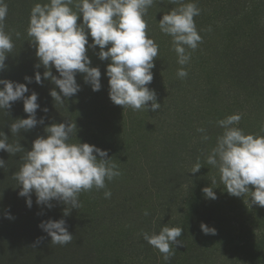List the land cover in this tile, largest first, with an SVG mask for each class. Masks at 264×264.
Instances as JSON below:
<instances>
[{"label": "trees", "instance_id": "16d2710c", "mask_svg": "<svg viewBox=\"0 0 264 264\" xmlns=\"http://www.w3.org/2000/svg\"><path fill=\"white\" fill-rule=\"evenodd\" d=\"M48 2H6L14 13L12 17L7 14L4 30L10 33L14 48L7 55L0 79L26 84L29 89L26 96L37 93L40 108L36 116L38 120L43 117L44 123L11 135L10 124L28 115L24 112L23 100H18L10 109H5L7 113L0 110V131L9 137V143L19 142L28 151L36 138L46 137L47 126L79 122L72 120V116H79L76 112L80 101L78 105L55 104L49 94L53 83L43 78V66L35 67L39 63L36 46L27 36L30 11L36 3ZM198 3L200 16H195L194 22L202 37L199 45L209 55L202 58L221 77L215 91L229 99L234 108L232 114H241L236 127L245 134L264 135L260 131L264 126V0H198ZM16 6L20 7L17 11ZM37 71L42 78L39 84L34 79ZM51 71L57 76L54 67ZM190 72L192 84L196 85L186 93L191 109L177 106L180 99L174 97L161 102L158 109L167 116L165 123L170 122L166 130L153 135L160 142V149L155 152V160L160 156L159 164L146 168L141 163L140 168H131L123 182L109 185V190L105 187L81 192L80 207L72 209L68 216L63 214L67 206L62 202L53 200L52 208L38 205L35 193L31 194V208L25 206L27 198L18 194L22 186L13 179L23 163V152L12 156L7 167L0 168V264H251L246 251L251 243L260 253L259 258L264 256V236L250 232L247 227L256 216L264 220V207L250 204L225 211L222 205L231 195L221 184L218 170L206 160L223 130L218 124L211 125L199 117L195 110L199 99L203 98L204 104L211 103L215 94L201 79L197 64ZM26 76L32 78L31 83L25 80ZM44 108L48 109L46 113ZM76 127L81 130L79 125ZM91 128L83 126L79 132L82 134ZM200 128L205 132H199ZM80 134H73L69 142L78 143V139L86 136L83 133L80 137ZM205 135L207 140L202 139ZM197 162L202 167L192 173ZM206 167L212 169L206 171ZM213 179L215 185H211ZM211 186L215 187L217 198L214 200L205 198L202 192ZM249 188L255 190L252 185ZM105 191L111 192L110 198H105ZM49 219L66 221L73 235L71 243L51 244V237L39 227ZM201 223L215 228L216 234L203 233ZM164 226L183 229L178 238L182 245H172L173 254L168 261L142 235L158 234ZM242 238L241 245L235 244Z\"/></svg>", "mask_w": 264, "mask_h": 264}, {"label": "clouds", "instance_id": "9594fccd", "mask_svg": "<svg viewBox=\"0 0 264 264\" xmlns=\"http://www.w3.org/2000/svg\"><path fill=\"white\" fill-rule=\"evenodd\" d=\"M155 0H76L75 10L71 7L74 0H49L48 3H36L29 17L27 36L36 46V56L45 69L44 79H50L56 86L50 91L55 104L63 105L66 98L80 91L76 74L84 75L85 83L93 91H99L101 71L91 67L87 55L88 48L99 46L98 57L108 60L106 68L109 78V98L115 104L130 108L133 111L149 109L153 112L161 105L157 102L156 93L149 89L153 80L152 69L154 59L158 57V45L147 35V23L144 19L148 9ZM178 5L164 13L158 21L160 31L171 37L177 62L183 66L191 58L186 49L195 50L202 42L194 17L200 14L195 3H184L183 0H169ZM8 14V6L0 0V71L5 70V60L14 48L12 37L4 30V21ZM82 17V23L77 21ZM86 29L88 31H86ZM19 38L20 33H16ZM89 36L92 42L89 43ZM87 45V48H86ZM110 45V47H109ZM107 48V50H105ZM52 67L59 77L52 74ZM180 78L187 77V71L181 67L177 71ZM36 83H42L39 71L34 76ZM28 83L31 77H25ZM0 110L10 109L12 103L23 100L24 112L27 118L16 119L10 124L11 135L27 132L37 124H43L44 118L37 119L40 108L38 95L29 92L24 83L0 79ZM59 89V92L56 91ZM65 99H62V96ZM149 102L151 104L149 105ZM43 111L46 113L47 108ZM7 113V112H5ZM241 114H232L217 121L222 134L216 138L215 147L207 156V164L215 167L220 174V182L227 192L236 197L248 194L250 204L264 207V135L245 134L236 127L241 120ZM75 123H53L45 128L46 137L41 136L32 142L30 151L19 142L9 143V137L0 131V151H6L12 156L23 152V160L13 179L22 188L18 193L26 197V204L32 206L31 194L35 193L38 205L52 208L53 200L62 202L64 216L72 209H78L79 194L93 188L99 190L106 187L105 181H111L120 175L117 165L111 162L108 152L88 143H70L76 134ZM205 132V129H198ZM260 131L264 133V126ZM202 139L207 140L205 135ZM95 153V154H94ZM99 157V159L97 158ZM197 162L191 172L200 170ZM0 168H5V161L0 159ZM216 180L211 181L215 185ZM254 186V191L249 189ZM215 187H205L202 192L207 199H216ZM105 198H110L111 192H104ZM145 215H148L145 212ZM7 218L12 219L10 215ZM39 227L51 237L53 245H67L72 242L73 235L68 231L64 219L42 221ZM200 228L205 234H216L215 228L201 223ZM183 233L180 227L164 226L158 234L143 233V238L149 245L163 254L168 261L172 253V245H182L178 240Z\"/></svg>", "mask_w": 264, "mask_h": 264}, {"label": "rangeland", "instance_id": "374dc122", "mask_svg": "<svg viewBox=\"0 0 264 264\" xmlns=\"http://www.w3.org/2000/svg\"><path fill=\"white\" fill-rule=\"evenodd\" d=\"M4 1L5 3L7 2V0ZM21 1L30 2L32 0H11V3H19ZM75 2L76 0H74L73 5H71L73 10H75ZM183 2H192L195 3L197 7L200 6L198 0H183ZM175 7H178V5L170 3L169 0H155L153 6L148 9L144 17L148 26L146 29L147 35L158 45V57L153 61L155 64V67L152 69L153 80L147 86L149 89L155 91L157 102L160 103V105L161 102L168 101L171 97H174V99H180L177 106L181 105L184 109H191L188 103L190 99L187 98L186 93L196 88V85L192 84L194 79L190 72V68H195L197 64V66L201 68V79L207 82L211 90H213L212 93L215 95L211 103L208 102L204 104L202 103L203 98L199 99L200 103H198L199 105L195 110L198 111L197 114L199 117L203 118L211 125L213 123V125L216 126L217 121L232 115V109L234 108L231 107L229 99L216 93L215 90L218 88L217 84L221 77L219 73L217 74V72L213 70L214 66L208 60L202 58L209 56L204 53L202 45L198 43V47L195 50L186 49L191 54L189 62L183 66L178 64L177 55L171 43V37L163 34L158 27V21L162 18L164 13L169 12ZM19 8V6H16L15 10L17 11ZM11 9L10 7L8 8L10 17H12L14 13V9ZM16 15H18V13H16ZM77 23H82V17L78 19ZM86 31L88 30L86 29ZM6 33L10 34L9 32ZM11 34L14 36L15 32ZM88 39L89 43H91L92 38L89 36ZM105 50H107V48ZM98 52L99 46L95 49L88 48L87 55L91 60L90 66L98 67L101 71V89L99 91H93L91 86L84 81L85 74L77 73L75 78L80 85V91L74 96L66 98L65 102L78 105V101H80L79 111L77 110L76 112L79 116H77V118H75L76 115L72 116V120L80 122L75 124L79 125L81 130L83 126H85V128H91L93 125L96 127H93V129L91 128L92 130L90 129L89 131L85 129L83 133H85L86 136L84 137H82L83 133L80 134L79 132L81 130H77L76 134L74 133L75 136H79L80 134V137H82V139H78L77 142L88 143L102 150H106L108 152V157L105 159L111 158V162L117 165V170L120 172V175L114 177L111 181H105L106 190H109V185H120L131 168L138 169L141 163L142 166L146 168L152 164H155V166L159 164L160 156L155 160V152L160 149V142L156 140L153 135H158V131L162 129L166 130L170 122L167 124L165 123L167 116L160 114L159 110L153 112L150 109L148 111L142 108L138 111H133L130 108H123V106L115 105L109 98V78L106 75V68L110 61L100 60ZM181 67L188 73L185 78H180L177 75V71ZM56 74L57 77H59L57 71ZM55 87L56 86L53 84L52 89ZM56 91L59 92V89L56 88ZM61 96L62 99H65L62 94ZM53 102L55 103L54 99ZM150 104L151 102H149V105ZM72 123L74 122L72 121ZM11 157L12 155L6 151H0V159L5 161L6 167L7 164L11 162ZM97 158L99 159V157ZM205 169L206 171H210L212 168L206 167ZM250 200L251 197H248V194H245L243 197L231 195L223 201L222 205H224L225 211H233L237 210L242 205L245 207L249 206ZM24 202L25 206H27L26 200ZM247 227L250 228V232L264 236V220L258 216L249 221ZM243 240V238L238 239L235 244L241 245ZM253 245L254 244L251 243L249 246L250 248L246 249V251H248L250 263H264V256L259 258L260 253H257ZM254 255H257L258 258Z\"/></svg>", "mask_w": 264, "mask_h": 264}]
</instances>
